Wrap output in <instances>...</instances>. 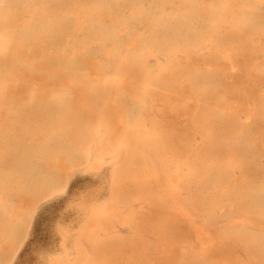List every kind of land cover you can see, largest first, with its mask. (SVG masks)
<instances>
[{
    "label": "bare ground",
    "instance_id": "1",
    "mask_svg": "<svg viewBox=\"0 0 264 264\" xmlns=\"http://www.w3.org/2000/svg\"><path fill=\"white\" fill-rule=\"evenodd\" d=\"M262 86L264 0H0V264L38 203L105 154L117 161L109 199L86 220L104 264L125 254L122 264H146L144 231L156 264H223L232 242L264 264V165L251 152L264 137ZM119 95L145 115L114 152ZM159 100L189 117L181 130L153 119ZM146 149L163 178L148 173ZM143 198L150 213L122 216ZM110 221L139 237L100 239ZM77 261L93 264L82 252Z\"/></svg>",
    "mask_w": 264,
    "mask_h": 264
},
{
    "label": "rangeland",
    "instance_id": "2",
    "mask_svg": "<svg viewBox=\"0 0 264 264\" xmlns=\"http://www.w3.org/2000/svg\"><path fill=\"white\" fill-rule=\"evenodd\" d=\"M148 65H153L152 59L149 60ZM261 89L264 91V86ZM204 98L207 106L214 104L213 97L208 93ZM116 99L123 111L124 123L113 137L112 150L114 152L124 138L131 136L133 129L136 128L139 132L142 131V127L138 122L145 115L142 105L136 99H131L126 95H119ZM180 100L188 101V97L182 95ZM151 115L156 121H162L165 124H176L180 130L189 120V117L181 110L164 109L163 102L160 100L155 101L153 104ZM241 121L246 125L252 123L250 119H241ZM190 133V145L194 147L199 143L200 137L193 129L190 130ZM260 135L258 133V140H253L255 143L252 145L251 152L254 164L262 167L264 165V156L262 155L264 152V137L260 140ZM144 152H146L148 173L163 178L164 172L160 169L159 159L147 149ZM179 154L182 155L177 153L170 160L172 162L180 160L181 156ZM116 165L117 161L114 156L105 154L100 162H94L91 158L87 164L77 166L61 191L41 200L33 209L27 234L9 264H54L55 262L77 264L79 252L87 254L93 264H104L105 260L101 256H95L90 249L86 220L88 216L96 212L98 207L108 201L112 171ZM139 208L151 212L144 198L139 201H129L128 204H122L119 207L122 216H134ZM144 210H142L143 213ZM109 226L108 231L99 230L97 232L100 239L109 236L125 240L139 237L137 231L126 222L110 221ZM108 232L110 235H108ZM141 236L145 244L146 264H156L160 259V255L153 248L155 245L154 235L149 231H144ZM182 252L184 253V249ZM116 257L115 263L122 264L126 254ZM115 263L113 259L111 263L106 262V264ZM223 264L259 263L252 259L240 245L232 242L227 261Z\"/></svg>",
    "mask_w": 264,
    "mask_h": 264
}]
</instances>
